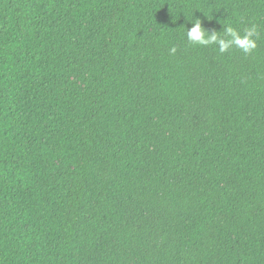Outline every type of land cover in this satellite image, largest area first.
<instances>
[{
	"label": "trees",
	"instance_id": "obj_1",
	"mask_svg": "<svg viewBox=\"0 0 264 264\" xmlns=\"http://www.w3.org/2000/svg\"><path fill=\"white\" fill-rule=\"evenodd\" d=\"M0 264H264V0H0Z\"/></svg>",
	"mask_w": 264,
	"mask_h": 264
},
{
	"label": "clouds",
	"instance_id": "obj_2",
	"mask_svg": "<svg viewBox=\"0 0 264 264\" xmlns=\"http://www.w3.org/2000/svg\"><path fill=\"white\" fill-rule=\"evenodd\" d=\"M190 27L186 28V39L191 45L214 46L220 54H225L233 46L242 51L245 55H250L257 48V40L260 39L258 25L252 24L239 31L231 24H224L220 31L206 29L199 17H194L188 22ZM222 32V34H221ZM177 48L173 45L169 49L170 55H175Z\"/></svg>",
	"mask_w": 264,
	"mask_h": 264
}]
</instances>
